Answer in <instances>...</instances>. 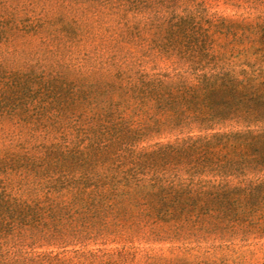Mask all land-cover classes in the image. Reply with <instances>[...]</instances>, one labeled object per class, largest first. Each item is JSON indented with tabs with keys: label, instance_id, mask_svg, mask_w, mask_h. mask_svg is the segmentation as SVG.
I'll list each match as a JSON object with an SVG mask.
<instances>
[{
	"label": "trees",
	"instance_id": "16d2710c",
	"mask_svg": "<svg viewBox=\"0 0 264 264\" xmlns=\"http://www.w3.org/2000/svg\"><path fill=\"white\" fill-rule=\"evenodd\" d=\"M209 1L0 0V264H246L264 0Z\"/></svg>",
	"mask_w": 264,
	"mask_h": 264
},
{
	"label": "rangeland",
	"instance_id": "374dc122",
	"mask_svg": "<svg viewBox=\"0 0 264 264\" xmlns=\"http://www.w3.org/2000/svg\"><path fill=\"white\" fill-rule=\"evenodd\" d=\"M209 7V13L224 15V16H241L243 10L231 5V3H227L226 0H210L207 4ZM16 137L19 140H25L28 138H32L33 134L27 132L26 129L16 128ZM43 141V139L35 140L33 145H38ZM49 149L55 150V147H49ZM63 152V151H59ZM223 240L228 243L230 246V250H225V254L231 258L232 260H238L239 262H244L246 264H263L264 263V237L262 238H250L248 241L236 242L235 244L230 242L232 241L231 235L223 237ZM117 243L108 244L106 247L110 249H114L117 247ZM155 249H159L161 244L155 245ZM97 245H91L90 248H96ZM141 249L147 250L148 246L143 245L140 246ZM168 248V245L164 246V249ZM72 249L71 247L68 248ZM38 251H50L54 252L61 251L58 248L53 247H42L38 248Z\"/></svg>",
	"mask_w": 264,
	"mask_h": 264
}]
</instances>
